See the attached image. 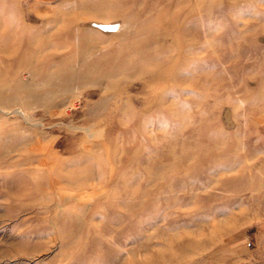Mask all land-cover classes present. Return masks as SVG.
Instances as JSON below:
<instances>
[{
    "label": "rangeland",
    "instance_id": "rangeland-1",
    "mask_svg": "<svg viewBox=\"0 0 264 264\" xmlns=\"http://www.w3.org/2000/svg\"><path fill=\"white\" fill-rule=\"evenodd\" d=\"M0 264H264V0H0Z\"/></svg>",
    "mask_w": 264,
    "mask_h": 264
},
{
    "label": "bare ground",
    "instance_id": "bare-ground-1",
    "mask_svg": "<svg viewBox=\"0 0 264 264\" xmlns=\"http://www.w3.org/2000/svg\"><path fill=\"white\" fill-rule=\"evenodd\" d=\"M20 113H22L21 110H20ZM32 147H33V146H32ZM38 149H39V148H38ZM31 150H33V149H31ZM41 151H42V150H41ZM41 151H39V152H41ZM37 152H38V151H37ZM43 152H44V151H43ZM14 161H15V160H14ZM41 161H42V160H41ZM15 162H16V161H15ZM38 162H39V161H38ZM12 163H13V161H12ZM42 166H45V165H42ZM42 166H41V167H42ZM74 187H75V186H74ZM48 188H49V187H48Z\"/></svg>",
    "mask_w": 264,
    "mask_h": 264
}]
</instances>
